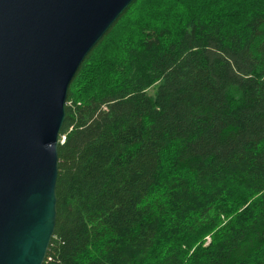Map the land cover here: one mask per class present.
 Here are the masks:
<instances>
[{
  "label": "trees",
  "instance_id": "16d2710c",
  "mask_svg": "<svg viewBox=\"0 0 264 264\" xmlns=\"http://www.w3.org/2000/svg\"><path fill=\"white\" fill-rule=\"evenodd\" d=\"M57 152L43 264H264V0H135Z\"/></svg>",
  "mask_w": 264,
  "mask_h": 264
},
{
  "label": "water",
  "instance_id": "95a60500",
  "mask_svg": "<svg viewBox=\"0 0 264 264\" xmlns=\"http://www.w3.org/2000/svg\"><path fill=\"white\" fill-rule=\"evenodd\" d=\"M134 1L0 0V264H43L69 86Z\"/></svg>",
  "mask_w": 264,
  "mask_h": 264
},
{
  "label": "rangeland",
  "instance_id": "374dc122",
  "mask_svg": "<svg viewBox=\"0 0 264 264\" xmlns=\"http://www.w3.org/2000/svg\"><path fill=\"white\" fill-rule=\"evenodd\" d=\"M63 140V139H62ZM63 142V141H62ZM207 242H209V239H207Z\"/></svg>",
  "mask_w": 264,
  "mask_h": 264
}]
</instances>
